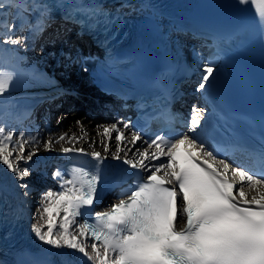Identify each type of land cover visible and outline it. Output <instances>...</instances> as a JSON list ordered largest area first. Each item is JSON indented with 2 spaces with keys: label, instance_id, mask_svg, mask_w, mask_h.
Instances as JSON below:
<instances>
[{
  "label": "snow or ice",
  "instance_id": "6c2138e0",
  "mask_svg": "<svg viewBox=\"0 0 264 264\" xmlns=\"http://www.w3.org/2000/svg\"><path fill=\"white\" fill-rule=\"evenodd\" d=\"M238 3L255 5L254 19L264 25V0ZM53 7L47 0H0V27L6 30L0 43L26 47L29 37L14 33L22 30L23 22L33 14L35 30L43 31L44 18ZM85 7L95 14L94 6ZM214 67L211 63L203 66L198 91L209 85ZM13 79L11 73L0 69V95L10 88ZM205 112L193 106L190 133L197 132ZM126 131H130V140ZM104 134L115 140L114 159L148 175L129 192L121 193L127 199L110 205L111 211L89 215L87 210L97 198L99 172L77 166L67 172L56 169L53 178L59 181V190L40 194L38 215L33 217L37 222L32 231L40 241L76 250L92 264H264V194L259 199H247L244 190L246 186L264 188V170L257 173L233 167L226 159L217 163L215 150H209L198 135H157L143 140L146 147L141 150L137 143L142 140V131L131 121L113 123L104 128ZM14 135L0 126V163L13 174L22 196L27 198L31 190L25 178L32 174L27 165L37 152L30 150L25 156L24 145L40 141L38 134L26 137L20 132L18 140ZM45 144L50 148L52 141ZM62 151L84 152L73 148ZM105 151H109L106 144ZM91 155L97 162L103 161L101 153ZM260 159L264 160V153ZM89 239L94 255L87 251Z\"/></svg>",
  "mask_w": 264,
  "mask_h": 264
},
{
  "label": "bare ground",
  "instance_id": "6f19581e",
  "mask_svg": "<svg viewBox=\"0 0 264 264\" xmlns=\"http://www.w3.org/2000/svg\"><path fill=\"white\" fill-rule=\"evenodd\" d=\"M59 31H64L65 33H71V30L66 26L65 24L62 23H52L48 25V27L39 34V42L34 43L33 45L30 44L27 41L26 47H23L25 50L29 52V54L32 57V60H45L48 59V63L55 61V59L59 56L60 59V64L57 65L58 68H55L57 74L62 75L64 74L65 78L68 80H71L70 82H78L79 73L76 71L75 65L80 62V53L76 55L77 49H75V46H70L69 48L62 49L64 46H67L64 44V39L59 37V35H56L57 32ZM21 33L24 32V29L20 30ZM58 37V38H55ZM44 41V42H43ZM75 56V58H74ZM68 58H74L73 63H70L68 65L64 64L63 62L68 59ZM81 74L83 76L84 82H86L89 78L85 73V70L82 68ZM24 81H27L29 79V83H33L32 79V72H30V78L29 75H24L22 78ZM18 80L19 79H14ZM20 83V82H19ZM18 84V83H17ZM14 91L10 92H16L19 90H23L19 88L18 86L12 87ZM88 100V104H93V102L87 98H84ZM70 100H74L71 98H62L54 103L48 104V110L51 113V116L49 119L45 118V121H42L38 130V138H39V143L38 144H31V143H25V156L28 154L29 150L35 149L37 152V155H35L33 160L30 162L32 165L31 169V177L35 173L33 170V164L35 162H48V161H53L55 160L56 157H58L57 149L58 148H70V147H84L89 150L88 146H93L95 145V148H93L94 151H99L103 155H111L112 153H115L116 151V144L115 140H109L107 136L104 134V128L110 126L113 124L112 122H116L112 119V113H109L110 115L105 118L104 123L97 121L96 119H86L88 117L86 114H82L81 111H71V109H65L63 111H56L55 109L59 107L61 104L64 102H69ZM92 107H95L94 110L98 108L97 105L93 104L90 105ZM105 106V105H104ZM79 118V119H78ZM59 121V123H58ZM79 122V123H78ZM118 122V121H117ZM122 126V125H121ZM56 127V128H55ZM83 133V137L81 138V134ZM186 133L189 135L190 132L189 130H186ZM66 134V135H65ZM72 134V136H71ZM114 137V133L112 134ZM37 136V135H36ZM61 136H65V139L60 140L59 138ZM125 136L130 140L131 135L130 131L125 132ZM17 138L16 140H18ZM52 141L51 147H46L45 142L46 141ZM59 141V142H57ZM94 142V143H93ZM143 143V139L137 143V147L143 149L140 147V145ZM105 144L108 146L109 151H105ZM121 147H125V145L122 143ZM128 147H131V145H128ZM47 150V151H46ZM134 150V149H133ZM40 152V153H38ZM123 154V153H121ZM15 155V153H14ZM128 155L131 157L132 152H129ZM44 156H48L46 159L47 161L44 160ZM61 155L59 154V157ZM220 159H217L219 161ZM228 163L231 164V160L226 159ZM21 167H24V163H20ZM30 167V166H28ZM40 170V169H38ZM8 180H11V177L13 176L12 173H8ZM30 176L27 177L28 180L31 178ZM27 180V181H28ZM13 185L12 183H10ZM257 188H260V186H257L256 188L252 187H245V197H260V195L264 194V188H260V191H257ZM44 190H38V189H33L32 192L34 193V199H40V194L44 192ZM31 195V194H30ZM34 213L36 212L33 210Z\"/></svg>",
  "mask_w": 264,
  "mask_h": 264
},
{
  "label": "rangeland",
  "instance_id": "374dc122",
  "mask_svg": "<svg viewBox=\"0 0 264 264\" xmlns=\"http://www.w3.org/2000/svg\"><path fill=\"white\" fill-rule=\"evenodd\" d=\"M11 18L12 17H9V21H11ZM5 29L3 30V31H1V33H0V39H2L3 38V36H4V34H5ZM14 35H17V36H21V32L20 31H17V32H15L14 33ZM44 42V41H43ZM14 46V45H13ZM6 48H8V45L7 46H5ZM57 62L59 61L58 59L56 60ZM58 112V111H57ZM91 119L90 117H86V119ZM79 119V118H78ZM102 123H104V122H102ZM0 126H1V124H0ZM56 128V127H55ZM38 134V132H35V131H31V132H29V134H27V135H25L26 137L27 136H36ZM71 136H72V134H71ZM81 138L83 137V133L81 134V136H80ZM14 140H16L17 138H19V135H15L14 136ZM10 148H11V145H10ZM88 148H89V150H91V151H93V148H95V145H91V146H88ZM143 148V147H142ZM143 150V149H142ZM30 151V150H29ZM47 151V150H46ZM38 153H40V152H38ZM114 153H112L111 155H113ZM35 156V155H34ZM33 156V157H34ZM32 160H33V158H32ZM32 164L31 163H29L27 166H30V168L32 167L31 166ZM9 171L6 169V166H4V165H2V163H0V178H5V177H7L9 174ZM13 175V174H12ZM31 177V176H30ZM26 179V182L28 183V178H25ZM11 181L13 182V183H16L17 184V182L14 180V178H13V176L11 177ZM46 190H51V189H46ZM38 201H39V199H37V201H36V199H35V201H33V204H32V206H31V208L33 209V210H35L36 211V209H37V207H38ZM32 210V211H33ZM33 214H34V212H33ZM35 214L36 215H38L36 212H35ZM35 222H37V220L35 219ZM45 231H46V227H45V229H44ZM88 243V242H87ZM88 245H89V247H90V244L88 243Z\"/></svg>",
  "mask_w": 264,
  "mask_h": 264
}]
</instances>
